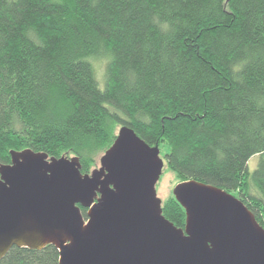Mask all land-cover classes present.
<instances>
[{
	"label": "trees",
	"instance_id": "1",
	"mask_svg": "<svg viewBox=\"0 0 264 264\" xmlns=\"http://www.w3.org/2000/svg\"><path fill=\"white\" fill-rule=\"evenodd\" d=\"M123 125L166 147L174 184L220 187L264 228V0H0V164L30 149L88 173ZM161 212L184 227L172 189ZM58 259L14 245L0 264Z\"/></svg>",
	"mask_w": 264,
	"mask_h": 264
},
{
	"label": "water",
	"instance_id": "2",
	"mask_svg": "<svg viewBox=\"0 0 264 264\" xmlns=\"http://www.w3.org/2000/svg\"><path fill=\"white\" fill-rule=\"evenodd\" d=\"M163 166L159 147L124 125L88 173L78 156L12 152L0 164V259L51 243L58 264H264V228L220 187L177 182L185 225L167 220L155 189Z\"/></svg>",
	"mask_w": 264,
	"mask_h": 264
},
{
	"label": "rangeland",
	"instance_id": "3",
	"mask_svg": "<svg viewBox=\"0 0 264 264\" xmlns=\"http://www.w3.org/2000/svg\"><path fill=\"white\" fill-rule=\"evenodd\" d=\"M107 62L106 56H101L98 59L93 60V66L95 70V76L98 82L99 87L102 89L104 87V70H105V64ZM166 151V147L162 146L159 147V155L162 157L163 161V155ZM258 162V156L252 155L248 161V168L250 171H252ZM99 166V163H97L96 167ZM175 179L174 175L166 169L165 162L163 166L162 173L159 177V180L156 182L155 189H156V195L158 198L161 199V201L165 200L168 195L171 193V189L174 186Z\"/></svg>",
	"mask_w": 264,
	"mask_h": 264
}]
</instances>
